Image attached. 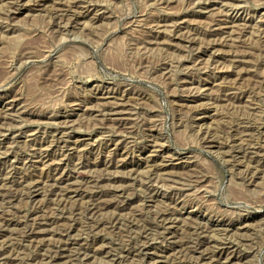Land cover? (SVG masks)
Returning <instances> with one entry per match:
<instances>
[{
	"label": "rangeland",
	"instance_id": "374dc122",
	"mask_svg": "<svg viewBox=\"0 0 264 264\" xmlns=\"http://www.w3.org/2000/svg\"><path fill=\"white\" fill-rule=\"evenodd\" d=\"M0 264H264V0H0Z\"/></svg>",
	"mask_w": 264,
	"mask_h": 264
},
{
	"label": "bare ground",
	"instance_id": "6f19581e",
	"mask_svg": "<svg viewBox=\"0 0 264 264\" xmlns=\"http://www.w3.org/2000/svg\"><path fill=\"white\" fill-rule=\"evenodd\" d=\"M6 2V1H5ZM17 8V7H16ZM115 108V107H114ZM113 108V110H115ZM133 117V116H132ZM57 121V120H56ZM65 135V134H64ZM85 150V149H84ZM88 168V167H87ZM162 168V167H161ZM98 178V177H97ZM90 179V178H89ZM96 179V178H95ZM99 180V179H98ZM91 182V181H90ZM96 182V181H95ZM74 185V184H73ZM95 185V184H94ZM31 186V185H30ZM86 186V185H85ZM88 187V186H87ZM72 188V187H71ZM93 188V187H92ZM73 189V188H72ZM31 192H34V193H38V191H39V188H37V185H32L31 186ZM63 190V189H62ZM29 192H30V190H28ZM92 191V190H91ZM62 192H64V190L62 191ZM72 193V192H74V193H76V191H72L71 189H68L67 191H65V193ZM88 192V191H87ZM66 193V194H67ZM93 193H95V192H93ZM87 194V193H86ZM71 195V194H70ZM91 195H92V192H91ZM67 196V195H66ZM100 202V201H99ZM96 204V203H95ZM94 204V205H95ZM94 205H92V206H94ZM100 206V205H99ZM89 208V207H88ZM95 208V207H94ZM94 210V209H93ZM43 212V211H42ZM95 212V211H94ZM164 215V214H163ZM6 221V220H5ZM178 219H173V217L172 218H164V220H163V225H166V228H167V230H170V229H174L175 227H178V225H176L175 226V224L176 223H178ZM8 224V223H7ZM10 224V223H9ZM172 232V231H171ZM37 234V233H36ZM166 234V233H165ZM204 237H206V236H204ZM202 238V237H201ZM200 238V239H201ZM206 239V238H205ZM203 241V240H202ZM208 241V240H207ZM193 244V243H192ZM197 245V244H196ZM203 245V244H202ZM64 252V251H63ZM65 253V252H64ZM208 253V252H207ZM80 257V256H79ZM57 260V259H56ZM52 261H53V259H52Z\"/></svg>",
	"mask_w": 264,
	"mask_h": 264
}]
</instances>
